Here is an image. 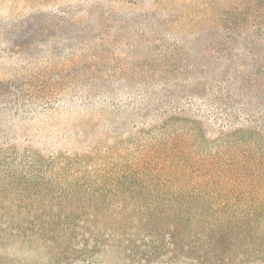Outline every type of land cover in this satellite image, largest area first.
<instances>
[{
    "label": "trees",
    "instance_id": "trees-1",
    "mask_svg": "<svg viewBox=\"0 0 264 264\" xmlns=\"http://www.w3.org/2000/svg\"><path fill=\"white\" fill-rule=\"evenodd\" d=\"M90 7L99 10L94 16L102 15L100 0ZM159 9L164 13L158 17L153 11L155 19L148 29L156 39L151 38L147 45L159 48L161 60L173 65L160 71L164 74L159 75L170 77L165 85L141 84L132 103L141 120L133 126L135 134L146 138L135 149L138 152L129 166L108 176L101 170L113 181L109 188L95 184L89 189L92 192L70 202V207L88 208L90 218L112 220L113 224L104 229L75 230L71 235L52 229L49 223L44 249L62 245L69 237L74 246L72 252L58 247L48 263L264 264V53L260 54L255 44L264 45V26L255 37L242 38L239 35L244 30L236 24L238 15L227 11L225 15L231 14L230 32L218 36L213 44L209 37L201 42L194 33L187 39L184 31L179 32L178 28H194L185 8L177 10L164 3ZM250 9L254 11L247 13V19L264 20V0H253ZM126 21L124 17L112 25L119 28ZM228 45L240 48L231 56ZM219 48L225 54L219 55ZM240 52L255 53L258 60L248 64L238 57ZM212 58L217 60L214 65ZM218 62L223 66L217 68ZM35 84L33 81L29 87ZM24 92L0 85V118L16 119L23 126L33 120L34 113L28 108L31 98L38 95ZM74 92L69 97L74 108L85 99L82 106L91 112L106 108L107 113H114L108 108L111 98L102 88L82 85ZM99 119L96 114V124ZM75 124L74 120L59 124L56 137L65 126L72 135L77 130L76 136L87 138L81 124L71 128ZM112 142L110 137L83 145L76 153L75 148L65 152L84 154L88 161L103 159L98 158L102 154L106 158L125 155ZM6 220L2 223L7 227L14 223ZM30 237H37V232ZM6 238L15 242L22 235L10 228ZM16 245H9L10 255L1 254L10 257L8 264L22 256Z\"/></svg>",
    "mask_w": 264,
    "mask_h": 264
},
{
    "label": "rangeland",
    "instance_id": "rangeland-1",
    "mask_svg": "<svg viewBox=\"0 0 264 264\" xmlns=\"http://www.w3.org/2000/svg\"><path fill=\"white\" fill-rule=\"evenodd\" d=\"M100 1L104 8L100 10L103 16L98 17L94 16L98 8L90 6L99 0H0V85L9 91L15 87L25 90L27 95L29 92L38 95L31 98L28 112L34 115L28 125L0 118V237L4 238L0 240V264L10 262L9 256L1 254L10 255L12 243L22 253L14 264H52L48 263L50 254L54 256L61 246L72 252L74 242L70 237L62 245L43 248L49 223L52 229L71 235L75 230L104 229L113 224L112 220L90 218L88 208L70 207V202L92 192L89 189L95 184L109 188L113 181L107 176L129 166L138 152L135 149L146 138L135 134L133 126L141 120L132 103L141 84L165 85L170 77L159 75L164 74L160 71L173 65L170 60H161L159 48L153 45L148 48L147 42L156 39L148 30L155 19L153 11L159 17L164 13L159 9L164 3L173 4L177 10L185 8L194 28H178L179 32L184 31L187 39L194 33L201 42L209 37L213 44L218 36L229 34L232 13L238 15L236 24L244 30L239 35L242 38L255 37L260 26H264L260 18L247 19V13L254 11L250 9L253 0ZM219 8L223 11H218ZM227 11L231 14L225 15ZM75 12L78 17L73 21ZM124 17L126 25L119 28L112 25ZM255 44L263 54L264 45ZM239 48L233 46L227 52L232 56ZM170 53L166 54L171 56ZM221 54L225 51L219 48ZM240 54L238 57L248 64L258 60L255 53ZM215 61L212 58L213 65ZM218 64L217 68L223 66ZM33 81L36 84L30 88ZM82 85L102 88V93L111 98L108 108L114 113H107L106 108L91 112L82 106L85 99L74 108L69 97L75 94V87ZM96 114L101 117L98 124ZM72 120L76 124L71 128L81 124L87 138L76 136L77 130L73 136L65 126L61 136L56 137L59 124L66 125ZM110 137L112 146L125 155L106 158L102 154L98 158L103 159L88 161L84 154L65 152L75 148L76 153L83 145L108 141ZM84 139L86 142H82ZM101 176L107 179L102 180ZM6 219L14 223L7 227L2 223ZM10 228L21 232L20 241L6 238ZM32 232H37V237L31 238ZM65 258L68 260V256Z\"/></svg>",
    "mask_w": 264,
    "mask_h": 264
}]
</instances>
